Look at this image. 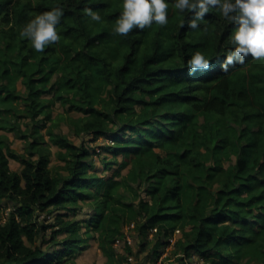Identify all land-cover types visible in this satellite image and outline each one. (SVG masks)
Masks as SVG:
<instances>
[{"label": "trees", "instance_id": "obj_1", "mask_svg": "<svg viewBox=\"0 0 264 264\" xmlns=\"http://www.w3.org/2000/svg\"><path fill=\"white\" fill-rule=\"evenodd\" d=\"M165 2L167 25L123 37L113 35L122 0H0V112L10 129L30 134L38 154L19 155L0 137V200L16 207L0 225V264H60L85 246L91 229L109 264H131L130 244L123 252L114 246L131 222L153 243L156 258L182 233L174 241L181 252L160 264H187L192 254L205 264H264V60L249 56L222 71L236 25L210 8L191 29L194 13ZM57 7L60 40L37 52L20 31ZM195 52L210 67L190 74L187 60ZM52 98L83 113L71 121L75 134L109 138L102 148L111 156L101 160L106 168L116 165L112 175L92 172V151L55 130L47 109ZM21 117L32 126L22 129ZM44 134L58 147L65 173L51 172ZM9 157L20 172L10 170ZM80 202L93 206L87 228L57 213L50 224L57 227L44 239L48 248L36 243L46 227L35 222L37 210H76Z\"/></svg>", "mask_w": 264, "mask_h": 264}, {"label": "rangeland", "instance_id": "obj_2", "mask_svg": "<svg viewBox=\"0 0 264 264\" xmlns=\"http://www.w3.org/2000/svg\"><path fill=\"white\" fill-rule=\"evenodd\" d=\"M17 88L24 92V87L21 84L20 80L17 81ZM52 96V93L45 94L44 97L46 99H49ZM49 107L47 108L50 112L51 123L55 122V130L57 132L65 133L68 138L75 144L80 145L83 144L85 147H88L91 152V159L93 160L94 166L91 170L96 175L101 177H109L112 175L113 170L115 169L116 165L112 168H106L103 164V161L101 158L103 156L110 157L111 154L104 150L102 147L106 146L109 142V138L104 137H97L93 138L91 134L88 133H79L75 134L72 130V120L77 119L80 116H83L82 112H78L75 109H71L68 104L62 103L60 100H57L56 98H52L48 101ZM23 105H20V108H22ZM19 108V107H18ZM2 111V109H0ZM20 113V112H19ZM42 114L41 116H43ZM4 116L3 112H0V137L4 140H7L6 142L9 143L10 147L16 151L19 155H25L26 157L31 158H37L38 154L34 152V149L30 147V141L32 140V137L29 136H21L22 131L16 132L9 128L7 124V119ZM11 121L15 120L14 116H11L8 118ZM32 120H30L27 117H21L19 118V123H21V128L24 129L26 127V123H28L30 126H32ZM47 125H49L50 120H46ZM4 124L6 125L4 127ZM40 131L42 133H45V128H40ZM23 133H26L24 131ZM29 133V131H27ZM44 139L47 141V145L50 151L49 155V162L48 166L51 170V172H61L65 173V170L62 168L64 162L62 160H59L58 157H56V151L58 150V147L52 143H50L48 137L46 134H44ZM8 165L10 170H14L17 172H20L22 165L20 162L16 159H13L11 157L8 158ZM127 172V168H123L121 170V174L125 175ZM119 178V177H118ZM120 191H123L121 188ZM127 197L130 196V193L127 191H124ZM145 198H147V195L145 192L142 194ZM15 204L8 198H3L0 200V225L6 221L7 217L15 211ZM93 206L90 202H80L76 210H66V209H53L52 207H48L45 210H37L36 214L34 216L35 222L39 225H46L43 232H41L38 240L36 243L42 244L44 248H48L49 245L47 242L44 241V239H48L51 236L52 229H55L57 226H50V224L55 223L56 221V214L57 213H67L66 218L71 219H77L82 222L81 229L84 230L86 227L84 219H87L92 214ZM133 226V225H132ZM132 226H124V239L120 241H116L114 246L117 252H123L125 241H127L130 244L131 253L129 255V261L131 264H160V260L165 255H170L172 258H175L181 250H179L180 247H177L176 244H174V241L176 239H180L182 236V233L180 231H176L169 243L165 244V247L163 249L162 254L159 258H156L153 255V243L151 242H145V239L142 237V234L139 233V231ZM64 234H59L58 237H63ZM88 239L86 241L85 246H83L80 250L76 251L73 256H71L70 259L60 263V264H109L106 260V257L103 255L101 250L98 247V240H97V232L94 230H89ZM127 236L129 237L127 239ZM150 238V236H149ZM51 245V244H50ZM54 246V245H53ZM50 246V247H53ZM197 258L187 257L186 263L187 264H205L200 260V258L196 255ZM125 263V262H124ZM250 264H257L256 262L252 261ZM262 264V263H260Z\"/></svg>", "mask_w": 264, "mask_h": 264}, {"label": "clouds", "instance_id": "obj_3", "mask_svg": "<svg viewBox=\"0 0 264 264\" xmlns=\"http://www.w3.org/2000/svg\"><path fill=\"white\" fill-rule=\"evenodd\" d=\"M121 12L115 21L113 35L127 37L133 29L144 30L153 23L163 27L168 23V3L165 0H122ZM174 8L180 12H193L188 27L196 29L198 21L203 20L210 8L218 9L221 15L236 25L230 36L234 46L223 63L222 71L236 64H244L250 56L254 60H264V0H175ZM84 13L92 21L100 22L101 17L91 8ZM63 16L62 8H54L36 15L20 31L22 38H27L32 48L43 53L45 49L60 40L56 26ZM183 22L180 27H183ZM206 31V29H205ZM210 61L200 52H195L187 60L189 73L207 70Z\"/></svg>", "mask_w": 264, "mask_h": 264}, {"label": "built area", "instance_id": "obj_4", "mask_svg": "<svg viewBox=\"0 0 264 264\" xmlns=\"http://www.w3.org/2000/svg\"><path fill=\"white\" fill-rule=\"evenodd\" d=\"M133 225V222H131L129 225H127V226H132ZM129 237L127 236V239H128ZM191 256H193V258H197L196 257V255L195 254H192ZM190 256V257H191ZM198 256V255H197ZM199 257V256H198ZM200 258V257H199ZM200 260H202L201 258H200ZM203 262V261H202Z\"/></svg>", "mask_w": 264, "mask_h": 264}]
</instances>
